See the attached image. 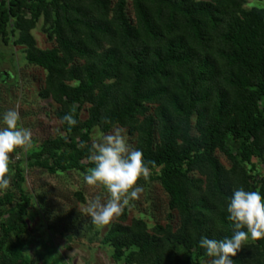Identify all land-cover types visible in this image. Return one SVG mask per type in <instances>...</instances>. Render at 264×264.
I'll return each instance as SVG.
<instances>
[{"label":"trees","instance_id":"1","mask_svg":"<svg viewBox=\"0 0 264 264\" xmlns=\"http://www.w3.org/2000/svg\"><path fill=\"white\" fill-rule=\"evenodd\" d=\"M247 1L0 0V40L22 47L28 64L46 72L40 97L58 106L63 131L9 166L11 185L0 190V264H37L23 240L35 201L27 169L86 174L94 131L114 128L155 162L139 184L161 185L168 216L165 225L128 223L126 207L102 245L123 264L210 262L199 242L233 235L234 191L264 196L254 163L264 164V9H247ZM40 21L50 50L32 35ZM73 108L78 123L69 128L62 118ZM38 203L46 210L42 197ZM232 259L264 264V238H249Z\"/></svg>","mask_w":264,"mask_h":264},{"label":"rangeland","instance_id":"2","mask_svg":"<svg viewBox=\"0 0 264 264\" xmlns=\"http://www.w3.org/2000/svg\"><path fill=\"white\" fill-rule=\"evenodd\" d=\"M245 8L264 9V0H248ZM42 24L40 21L32 35L39 49L50 50L54 43L48 40ZM23 50L22 47L13 45L4 46L0 40V73L7 72L13 76L8 83L0 84V128L4 127L3 113L9 109H17L20 124L33 135V147L23 151V154H11L13 163L37 150L42 140L54 139L63 134L61 123L56 117L58 106L51 100L40 97L46 72L29 65ZM80 118L87 119L86 110ZM113 131L109 134H113ZM101 134L95 130L92 141ZM122 134L126 136L130 146L135 148L136 142L128 136L127 131L123 129ZM219 158L226 168H230L225 157L219 155ZM254 163L257 172L264 177V164L257 161ZM88 164V160L82 162L84 166ZM83 177L84 173L79 171L50 175L40 169H27L25 187L35 201L27 220L29 230L23 240L27 245L28 257L37 264H123L118 263L112 256V250L101 243L117 218L107 226L98 227L91 222L85 211L88 201L95 195L106 196V190L89 187ZM139 185L143 188L139 199L130 201L127 206L128 223L134 218H142L150 226L155 221L165 225L168 200L161 185L158 182H151L147 186ZM79 193L84 201L77 197ZM38 197L45 200L46 210L40 208ZM174 223H177V219Z\"/></svg>","mask_w":264,"mask_h":264},{"label":"clouds","instance_id":"3","mask_svg":"<svg viewBox=\"0 0 264 264\" xmlns=\"http://www.w3.org/2000/svg\"><path fill=\"white\" fill-rule=\"evenodd\" d=\"M74 113L75 108L62 118L69 128L78 123ZM20 120L17 109L3 113L4 127L0 128V190H7L11 185V154L18 155L17 150L28 151L33 147L32 132L23 127ZM122 133L123 129L114 128L113 134H101L93 140L88 156L94 167L84 174L85 183L89 187L106 190V196L95 195L85 209L91 222L98 227L109 225L122 214L130 201L139 199L143 191L139 181H148L155 167V162L145 161L143 153L132 148ZM227 213V218L235 226L233 235L219 240L203 237L199 242V246L211 258L209 264H234L232 257L249 238H264V196L259 191L237 188L227 205Z\"/></svg>","mask_w":264,"mask_h":264},{"label":"flooded vegetation","instance_id":"4","mask_svg":"<svg viewBox=\"0 0 264 264\" xmlns=\"http://www.w3.org/2000/svg\"><path fill=\"white\" fill-rule=\"evenodd\" d=\"M12 79L13 76L10 73L7 72L0 73V84H6Z\"/></svg>","mask_w":264,"mask_h":264}]
</instances>
